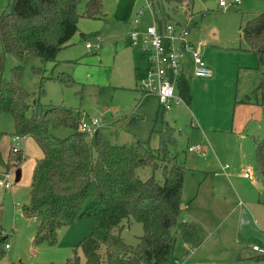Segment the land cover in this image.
<instances>
[{"label":"rangeland","instance_id":"374dc122","mask_svg":"<svg viewBox=\"0 0 264 264\" xmlns=\"http://www.w3.org/2000/svg\"><path fill=\"white\" fill-rule=\"evenodd\" d=\"M12 1L0 0V18ZM117 1L122 8L125 3L136 0H104L109 15L113 10L118 11ZM138 1V6L141 5L139 10L144 8L146 12L142 18L149 16L147 2ZM227 2V9H218L217 0H193L189 6L176 0H153L155 11L162 20L170 19L185 25L189 15H192L190 40L202 49L208 48L207 53L202 51L204 59L219 62L228 70L235 71L233 79L230 70L226 75L234 81L233 85L229 86L225 81L208 91L201 90L193 86L194 73L189 63L185 76L191 88L190 104H174L163 110L155 94H142L136 90L134 74L127 71L124 63H114L116 51L128 45V30L126 23H113L112 16L104 18L100 29L83 31L76 44L75 58L61 61L58 56L57 61L45 63L34 57L25 65L23 84L33 101H39L45 108L64 105L80 114V120L87 123L99 119L97 128L112 145L141 143L148 149L157 150L162 145L161 133L168 128L173 129L172 135L177 143L170 149L186 168L179 221L194 224L202 243L199 246L185 243L179 225H174L171 228V234L176 239L174 255L167 264H214L215 256L222 254V262H219L222 264H264V227L256 223L253 225L251 220L243 224L241 216L243 209H248V204L240 202L250 198L244 195L245 192L251 193L258 202L264 200V177L259 171L255 149V139H264V110L260 116L252 117L250 123L244 124V137L231 132L236 106L239 105L235 99L237 88L241 100L252 98V101L258 99L264 102V67H258L254 54L247 52L248 45L240 32L250 17L264 12V0ZM98 33L104 37L103 48L87 49L88 42L96 43L95 34ZM110 43L112 48L108 46ZM134 49L141 58L143 51ZM16 64L14 57L7 58L4 78L11 79L12 68ZM140 65L142 69L149 68L150 62L142 59ZM245 65L252 69L240 67ZM63 73L70 74L77 84L63 85L59 80ZM133 79L134 86H127ZM175 93L177 95L178 90ZM237 117L238 124L240 115ZM193 121L197 127L192 125ZM0 129L4 132L0 141L4 162L0 163V169L14 172L16 161L13 156H8L14 144L12 137L16 134L11 114L2 115ZM72 133V128L62 126L51 129L49 137L52 140L64 139ZM15 146L20 149L19 155L27 157V160L20 166L19 175L17 172L11 175V189L0 187V210L6 236L5 257L0 264H64L75 252L85 264V255L78 245L93 231L95 217L83 218L59 229L55 245L47 241L36 243L38 223L25 214V208L30 205L29 187L34 163L43 153L33 137L22 138ZM198 146L201 149L189 150ZM245 160L253 168V178L240 174L242 169L239 164H244ZM226 165L228 168L223 167ZM163 169L164 164L160 162L156 168H140L138 175L142 180L155 177L163 181ZM225 171H231L232 176L226 177ZM214 172L221 174L217 177ZM211 208L219 212L214 220L206 219V212ZM143 232V225L131 219L121 235L128 244L136 245ZM7 244L8 248L5 247ZM254 246L260 251H255Z\"/></svg>","mask_w":264,"mask_h":264},{"label":"trees","instance_id":"16d2710c","mask_svg":"<svg viewBox=\"0 0 264 264\" xmlns=\"http://www.w3.org/2000/svg\"><path fill=\"white\" fill-rule=\"evenodd\" d=\"M176 1L189 6L193 0ZM104 18L103 0H13L8 5L0 18V123L3 114H11L15 135L35 138L43 153L33 171L30 205L25 208V214L38 223L36 243L55 245L59 229L95 217L93 231L78 245L85 264H167L174 255V225H179L185 243H202L194 224L179 221L186 168L171 152V146L177 143L173 129L161 133L162 145L157 150L141 143L112 145L100 129L92 134L81 131L80 114L71 108H45L33 101L23 84L25 65L32 58L45 63L57 61L77 33L80 19ZM240 32L248 45L246 50L254 54L258 67H264V12L250 17ZM9 56L17 64L11 79H6ZM144 75L145 71L136 69V80ZM59 80L65 86L77 84L68 73ZM177 82L178 94L190 104L191 88L185 71ZM62 126L72 128L74 133L52 140L50 130ZM3 135L0 129V141ZM255 143L256 161L264 177V139H255ZM12 156L19 163L25 160L19 151H12L9 158ZM3 162L0 149V163ZM160 162L164 164L163 181L140 178V168H156ZM131 219L140 222L144 230L136 245L128 244L121 235ZM5 240L0 210V262L5 257ZM64 264H83V260L75 252Z\"/></svg>","mask_w":264,"mask_h":264},{"label":"built area","instance_id":"2783aa9c","mask_svg":"<svg viewBox=\"0 0 264 264\" xmlns=\"http://www.w3.org/2000/svg\"><path fill=\"white\" fill-rule=\"evenodd\" d=\"M147 2L149 16L142 18L146 12L141 9L137 13L134 21L135 27L130 30V46L141 48L150 62V67L145 71V75L137 80L136 89L142 94H155L163 110L169 109L174 104L185 103L184 99L176 93L178 87V78L185 71V63L188 58L193 62V73L198 78H210L213 76V70L208 67L200 50L190 40L193 23L192 15H189L185 25L174 23L172 20H160L157 16L152 0ZM218 7L221 9L228 8L227 0H217ZM103 37L100 34L95 35V44L88 42L86 48H102ZM100 124V120L95 118L87 123H80V130L92 134ZM26 137V136H25ZM23 136L15 135L12 137L14 153L20 151L15 145ZM201 149V146L189 148L190 151ZM228 168V165L225 166ZM250 168L244 173L245 178H250ZM12 172L0 171V187L10 189ZM6 248L9 245H5ZM260 251L257 246L253 248Z\"/></svg>","mask_w":264,"mask_h":264},{"label":"crops","instance_id":"0c3cea01","mask_svg":"<svg viewBox=\"0 0 264 264\" xmlns=\"http://www.w3.org/2000/svg\"><path fill=\"white\" fill-rule=\"evenodd\" d=\"M103 3H104V12H105L106 17L112 16L114 19L113 23L118 22V24L120 25V21H121L122 23L127 24L125 26V28H126V30H128L127 37H126L128 45L124 46L123 48H120L119 50L116 51L114 63L121 62V63H124L126 65L127 71H129L132 75L134 74L135 87H136L137 80H136V76H135V71H136V69H139L141 71H146L148 69V68L142 69L140 67L141 66L140 65L141 60L147 59V57L143 51L142 57L140 58L139 54L136 52V49H134V47L130 46L128 34H129L130 30L135 27V24H134L135 13L138 12L141 5L138 6L139 1L136 0V1H134V3H132V2L125 3L121 8L120 4L117 1L116 6L118 7V11L113 10L111 15H109V11L106 9L104 0H103ZM217 5H218V3H217ZM218 9H221V8L218 7ZM103 21H105V20H89V19L88 20H85V19L82 20V19H80V21L78 23L77 33L66 44L64 49L58 55L60 57L61 61H67V60H70V58H75L77 56L76 44L80 41V38L82 37V35L84 33L83 31H86L88 28L100 29L101 26L103 25ZM121 28H123V27L121 26ZM100 35H102V34H100ZM191 35H192V33L190 34V37H191ZM102 37H103V35H102ZM103 39H104V37H103ZM118 43H119V41L116 42L117 45H118ZM108 46L110 48H112L111 43ZM195 47L200 50L201 54H202V51L206 52V53L208 52L207 47H204V49H202V48H200V46H196V45H195ZM102 48H103V45H102ZM139 49L142 51L141 48H139ZM247 52H249V51H247ZM202 56L204 58L203 54H202ZM205 62L207 63L208 67H210L213 70V76L210 78L203 79V78L195 77V75L193 74L192 81L194 82L193 83L194 88H196V89L200 88L201 90H207L208 91L213 86H215L217 83L225 82V81L227 82V84L229 86L233 85L234 81L232 79L234 76L233 73H235V71L233 69L232 70L229 69L230 73H231V77H232V79H231V77L226 76L227 71H229L228 68H225L219 62L215 63V62L209 61V60L208 61L205 60ZM189 63L192 64V68H193V62H192L191 58H188V60L185 63V73H186V66ZM240 67H242V69H252V67L247 66V65L240 66ZM127 86H131V87L134 86V79H133L131 85H127ZM235 99H237L236 103H239V105L236 106V115L234 116V121H233V125L231 127V132L237 133L239 136L244 137V135H243L245 132L244 131V124L250 123V119L252 117L255 118V116H257V115L260 116L262 110H264V105H263L264 102L261 103L258 99L256 101H252V98H249L250 100H247V99L241 100V97H239V88H237V90H236V98ZM238 114L240 115V118H239L238 124H237ZM192 125L194 127H197V124L195 123V121L192 122ZM226 129H229V127H227ZM25 138L26 137H24V139ZM13 147H14V144H13L12 148ZM12 148L10 149L8 156H10V154L12 152ZM255 149H256V146H255ZM42 156H43V154H42ZM25 160H27V157H25ZM14 161H16V160H14ZM23 162L19 163L16 161V168H15L16 171L13 170L14 172H12V174L13 173L15 174V172H17V175H19L20 166L23 164ZM36 162L37 161H35V163H34V168H35ZM246 162L247 161L245 160L244 164L243 163L239 164V167L242 169L241 173L240 172L239 173L244 176V173L247 171V168H250V170H251L250 171L251 172L250 178H253L254 177L253 168L248 163L246 164ZM223 167H225V166H223ZM34 168H33V171H34ZM0 171H6V169L2 168V169H0ZM9 171H11V169H9ZM213 174H214V176L219 177L221 173L214 172ZM232 174L233 173L231 171L230 172L229 171L224 172V175H226V177H231ZM250 178H248V179H250ZM237 192L238 191L236 190V193ZM244 195L249 196L250 198L248 200H247V198H245L247 201L246 200L240 201L243 204H248V209H243L244 214L241 216V217H243V224H246L248 221L251 220L253 225L256 223L257 225L261 224L264 227V200H259V202H258L253 195L251 196V193L245 192ZM238 196L240 197V195H238ZM249 208H250V211H249ZM218 213L219 212L217 211L216 208L208 209V211L206 212V219L209 218L210 220H214L215 216H217ZM253 220H254V222H253ZM246 236L249 237L248 235H246ZM221 244H225V242H221ZM216 250H218V249H216ZM221 256H223V254L218 256V257L215 256L213 263L215 264L216 262H218L216 264H222V263H219V262H222Z\"/></svg>","mask_w":264,"mask_h":264}]
</instances>
